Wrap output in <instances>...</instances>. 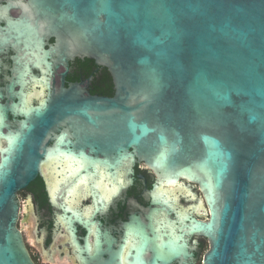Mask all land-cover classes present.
I'll return each mask as SVG.
<instances>
[{"label": "water", "instance_id": "water-1", "mask_svg": "<svg viewBox=\"0 0 264 264\" xmlns=\"http://www.w3.org/2000/svg\"><path fill=\"white\" fill-rule=\"evenodd\" d=\"M26 1L28 15L0 28V72L5 47L16 53L15 101L0 92V264H34L17 194L43 170L63 167L60 199L84 187L101 203L122 172L132 184L137 162L158 177L147 223L136 221L138 264H194L189 240L201 232L213 244L205 264H264V0ZM76 57L108 69L114 97H83L63 80L25 106L26 79H43L33 70L51 76ZM181 181L200 187L208 223L169 218L158 188Z\"/></svg>", "mask_w": 264, "mask_h": 264}, {"label": "flooded vegetation", "instance_id": "flooded-vegetation-1", "mask_svg": "<svg viewBox=\"0 0 264 264\" xmlns=\"http://www.w3.org/2000/svg\"><path fill=\"white\" fill-rule=\"evenodd\" d=\"M26 3V0H0V28L8 31L10 21L28 15ZM45 43L49 49L55 45V38H48ZM15 54L10 46L1 54L0 92L5 105L15 101L8 92L9 85L16 81L13 73ZM57 61L58 57L54 56L53 64ZM45 71V67L33 70L34 74L43 77L42 80L26 79L23 90L25 106L45 103L60 92L63 80L66 89L80 86L83 97L112 98L115 95L108 69L89 58L71 59L67 67L60 65L51 76H43ZM18 90L19 86L15 92ZM18 122L19 118L10 117L12 126H17ZM62 131L71 134L67 126H63ZM57 165H52L51 172L43 170L44 177H38L17 194L20 207L17 226L34 264H138L134 259V251L140 244V235L135 232L136 221L147 223L146 214L152 207L157 175L144 162H137L131 176L132 184H128L130 177L126 178L122 172L114 187H104L101 194L106 193L105 200L98 203L91 190L84 187H71L70 192L60 199L58 189L62 187L64 176L60 172L63 167L58 169ZM62 165L68 166L66 163ZM52 177L54 185L50 186L48 178ZM158 191L164 192L162 198L168 203L170 219L177 215H191L201 223L210 221L211 210L198 185L181 181L178 185L160 186ZM63 204L69 209L68 213L62 209ZM72 213L78 214L82 224ZM86 241L87 249L84 248ZM189 245L194 253V264H205L213 247L210 237L201 232L190 238ZM149 255L148 252L146 257Z\"/></svg>", "mask_w": 264, "mask_h": 264}]
</instances>
